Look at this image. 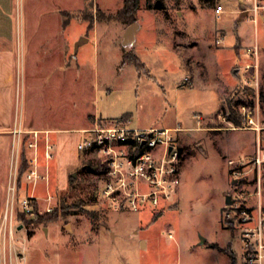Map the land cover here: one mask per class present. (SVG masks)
Wrapping results in <instances>:
<instances>
[{
    "label": "rangeland",
    "instance_id": "rangeland-1",
    "mask_svg": "<svg viewBox=\"0 0 264 264\" xmlns=\"http://www.w3.org/2000/svg\"><path fill=\"white\" fill-rule=\"evenodd\" d=\"M141 4L137 13L143 29L127 42L124 29L133 23L109 18L123 0H93L92 5L87 0H17L22 42L27 35L36 41H51L55 35L57 42L54 59L43 68L20 63L23 88L31 85L35 116L49 126L72 129L65 134L64 152L75 159L64 185L55 172H40L49 175V195L39 183L34 212L26 217L36 220V214L56 210L61 215L54 220L21 221L19 200L29 192L19 188L31 187L25 172L16 186L17 240L12 244L24 243V264H241L239 228L225 226L231 210L225 197L234 199L239 190L243 204L254 208L259 183L264 205V163H253L264 151V137L245 124L248 116L264 119V20L254 24L240 14L249 6L247 0H152L167 18L161 10H146L145 0ZM232 4H237L236 15L230 12ZM217 5L224 6L219 19L213 12ZM60 9L72 13L65 31H60ZM237 33L243 41L235 52ZM81 38L86 41L76 46ZM255 43L257 67L245 56ZM125 54L137 56L146 69L137 71ZM123 115L135 129L181 128L175 133L179 185L158 205L144 204L138 211L117 208L101 196L107 162L78 149L86 130L109 126ZM2 159L0 155V190L4 174L8 187L11 175L27 166L25 156L19 165L14 154L13 167L3 172ZM239 159L245 165L236 186L228 161ZM5 249L0 264H17L8 242Z\"/></svg>",
    "mask_w": 264,
    "mask_h": 264
},
{
    "label": "built area",
    "instance_id": "built-area-1",
    "mask_svg": "<svg viewBox=\"0 0 264 264\" xmlns=\"http://www.w3.org/2000/svg\"><path fill=\"white\" fill-rule=\"evenodd\" d=\"M249 6L240 11L242 16L254 24L259 18L264 20V2L247 0ZM214 13L219 17L224 13L222 5H217ZM222 37L216 40L219 44ZM258 48L255 43L245 49V56L252 57L257 67ZM245 124L249 129L257 133L264 129V122L259 117L248 116ZM246 129V128H245ZM179 128H131L129 125L113 122L109 126L95 125V128L86 130L78 149L91 153H97L105 162L108 169L103 175L104 188L102 197H107L117 207H125L132 211L144 204L156 206L162 199L169 198L171 192L180 183L179 163L180 150L176 144L175 133ZM259 167L264 163V151L259 150L253 160ZM230 174L233 184L241 183L240 167L245 165L244 160H229ZM39 174L30 169L25 172V179L35 183ZM259 182V177H258ZM17 186L16 175H11L7 187V201L0 226V261L5 252V243L8 242L9 251L14 252L17 264H24L23 243L17 247V238L14 235L16 228L14 220L18 212L15 211V193ZM260 184L258 183V204L252 208L243 204V193L239 190L230 205L231 210L226 214L225 221L239 228V242L241 251V264H264V205L261 204ZM235 187V186H234ZM237 189V187H235ZM34 196L27 195L19 200L20 213L31 216L34 208ZM241 200V201H240ZM124 201V202H123ZM169 239L173 238L168 233Z\"/></svg>",
    "mask_w": 264,
    "mask_h": 264
},
{
    "label": "crops",
    "instance_id": "crops-1",
    "mask_svg": "<svg viewBox=\"0 0 264 264\" xmlns=\"http://www.w3.org/2000/svg\"><path fill=\"white\" fill-rule=\"evenodd\" d=\"M141 1L142 0H140L137 12L141 8ZM238 4L240 3L238 2ZM231 6L233 8V10L230 11L231 14L233 13L236 15V11L234 12V10H236L235 6H237V4H232ZM121 8L122 7H120V9ZM52 9L53 14L55 8L52 6ZM64 10L65 9H60L59 11ZM161 12L164 13L162 15L167 18V14H165L166 10H161ZM136 17V21L124 29V37L127 42L135 41L138 34L143 29L144 24L139 19L138 13H136ZM244 19L245 18L240 19V17H238V21L240 22ZM167 20L168 19H165V21ZM20 26L17 13V0H0V155L3 156L1 163L3 164L2 166H4L1 169L3 172H8L13 167L14 154H16L17 164L20 158L19 165L22 164L23 157L25 156L27 169L24 172L33 169L39 174V178L36 179L35 183L26 180L27 183L31 184L29 191L28 188L24 190L19 188V190L29 192L27 195L34 196L35 193L37 194L38 192L36 186L42 183V188L46 189L49 195V175L44 177V173L40 172H55L57 176L56 179L64 185V180L66 178L65 172H68L72 160H75L74 157L71 158L70 156H66L64 152V147L68 139L67 136L65 137V134H69L72 129L64 126H49L45 124L43 119L35 116L36 105L34 106V104L36 100H33L31 97V85H27V88H23V77L19 66L23 61L27 67L40 64L43 68V64H48L52 61L55 57V47L57 44L55 35L52 36L51 41H36L32 40L30 35H27L26 38L25 36L23 37L24 42H22L21 36L19 35V30H21ZM237 26L238 25H235V28H237ZM256 26L257 25H255V29ZM61 30L65 31L62 24L60 31ZM220 34L223 35L222 30ZM236 38L237 44L234 47L235 52L242 47L241 44L243 41L242 36L238 33ZM259 120L260 122H264V119L259 118ZM91 124L92 122H90V125ZM127 124L129 125V121H127ZM174 128H179L181 131L179 125ZM255 133H259L260 139H263L264 129L258 133L255 131ZM80 135L82 136V134ZM6 177L7 173L4 174L2 178V185L5 188L3 211L7 201ZM4 188L1 189L4 190ZM2 190H0V194L4 193ZM34 197L37 196L35 195ZM0 200H2V197H0ZM2 215L3 212H1V220ZM21 240L24 241L22 238ZM218 247L221 248L219 245Z\"/></svg>",
    "mask_w": 264,
    "mask_h": 264
},
{
    "label": "trees",
    "instance_id": "trees-1",
    "mask_svg": "<svg viewBox=\"0 0 264 264\" xmlns=\"http://www.w3.org/2000/svg\"><path fill=\"white\" fill-rule=\"evenodd\" d=\"M87 1H88L89 5L93 4V0H87ZM155 1H158V0H155ZM139 3H140V0H123V6L118 11L116 16L114 17V16L109 15L110 17L109 16L108 17L111 20L115 18L118 20H122L123 22L134 23L136 21V13H137V10L139 8ZM151 3H152V0H145L146 9H148V10H164L162 6H154ZM96 10L99 12V15H102L101 16V18H102L104 16V13L100 10L99 7L98 8L96 7ZM82 14H84V10H83ZM61 15L64 17L62 26L66 27L67 24L69 23V20L71 19L72 13L61 11ZM124 57L129 60V64L132 63L135 65L137 71L141 72L144 69H146L144 64L140 61V59L137 56H135L133 54H131V56L128 54H125ZM231 113H232V110L230 108V114ZM227 117H228L229 121H231L233 124L238 125V122H239L238 120L233 119L229 116H227ZM128 119H129L128 115H123L120 118H118L116 122L123 124V123H127ZM26 169H27V166L25 168H23V167L19 168V170L17 171V186L19 185L21 176ZM34 208H35V206H34ZM34 208H33V212H34ZM60 215L61 214L55 210L53 212V214L50 213V214H46V215H42V216H39L36 214V216H38V218H36V220L28 219L25 215H20L19 218L24 223L34 224L35 222L40 223V222L46 221V220L47 221L54 220L55 218H58ZM225 226H226V228L231 229L230 224L227 223ZM211 247L217 248L215 245H211Z\"/></svg>",
    "mask_w": 264,
    "mask_h": 264
},
{
    "label": "water",
    "instance_id": "water-1",
    "mask_svg": "<svg viewBox=\"0 0 264 264\" xmlns=\"http://www.w3.org/2000/svg\"><path fill=\"white\" fill-rule=\"evenodd\" d=\"M85 41H86L85 38H81V39L77 42L76 46H78L79 44H81L82 42H85ZM232 204H233V200H232V198H231V195H226V197H225V205L230 206V205H232ZM202 242H203V240H202Z\"/></svg>",
    "mask_w": 264,
    "mask_h": 264
}]
</instances>
